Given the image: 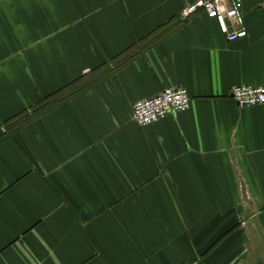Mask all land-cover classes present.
Wrapping results in <instances>:
<instances>
[{
	"label": "crops",
	"instance_id": "1",
	"mask_svg": "<svg viewBox=\"0 0 264 264\" xmlns=\"http://www.w3.org/2000/svg\"><path fill=\"white\" fill-rule=\"evenodd\" d=\"M194 2L0 0V264H264V0L235 42Z\"/></svg>",
	"mask_w": 264,
	"mask_h": 264
},
{
	"label": "built area",
	"instance_id": "2",
	"mask_svg": "<svg viewBox=\"0 0 264 264\" xmlns=\"http://www.w3.org/2000/svg\"><path fill=\"white\" fill-rule=\"evenodd\" d=\"M244 0H195L180 14V21L204 13L207 18L216 20L220 30L228 42H235L248 36L245 29L243 14ZM90 74L87 71L85 75ZM241 108H251L264 105V86H243L233 89L231 94ZM191 98L188 91L182 87H172L153 98L137 101L133 106V121L137 126L145 128L189 109ZM1 132L6 133V129Z\"/></svg>",
	"mask_w": 264,
	"mask_h": 264
},
{
	"label": "trees",
	"instance_id": "3",
	"mask_svg": "<svg viewBox=\"0 0 264 264\" xmlns=\"http://www.w3.org/2000/svg\"><path fill=\"white\" fill-rule=\"evenodd\" d=\"M99 78H100V77H98V78L93 77V78H91V79L86 80V81L84 82V85H82V87H80V89H79L78 91L80 92V91L84 90L85 88L92 86L94 83H96V82L99 81ZM78 86H79V85H77V87H78ZM78 91H77V92H78ZM53 98H54V97H49V98L45 99V100L43 101V103H41V106H42L46 101H48V100H50V99H53Z\"/></svg>",
	"mask_w": 264,
	"mask_h": 264
},
{
	"label": "rangeland",
	"instance_id": "4",
	"mask_svg": "<svg viewBox=\"0 0 264 264\" xmlns=\"http://www.w3.org/2000/svg\"><path fill=\"white\" fill-rule=\"evenodd\" d=\"M58 98V97H57ZM57 98H53V99H50V100H48V101H46L44 104H43V106L45 107L47 104H48V102L51 104H55L56 102H57ZM43 106H41V108L43 107ZM44 109H42L41 111H43ZM33 116H35V114H33L32 115V118H34ZM22 125L24 124V123H21ZM15 128V127H14ZM13 130V129H12ZM11 131V130H10Z\"/></svg>",
	"mask_w": 264,
	"mask_h": 264
}]
</instances>
